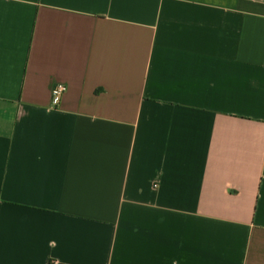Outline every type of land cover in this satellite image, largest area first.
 <instances>
[{
	"label": "crops",
	"instance_id": "1",
	"mask_svg": "<svg viewBox=\"0 0 264 264\" xmlns=\"http://www.w3.org/2000/svg\"><path fill=\"white\" fill-rule=\"evenodd\" d=\"M0 264H264V0H0Z\"/></svg>",
	"mask_w": 264,
	"mask_h": 264
},
{
	"label": "built area",
	"instance_id": "2",
	"mask_svg": "<svg viewBox=\"0 0 264 264\" xmlns=\"http://www.w3.org/2000/svg\"><path fill=\"white\" fill-rule=\"evenodd\" d=\"M67 91V87L66 85H63V84H57L55 87H54V90H53V93H52V105L54 107H56L62 96L64 95V93Z\"/></svg>",
	"mask_w": 264,
	"mask_h": 264
}]
</instances>
